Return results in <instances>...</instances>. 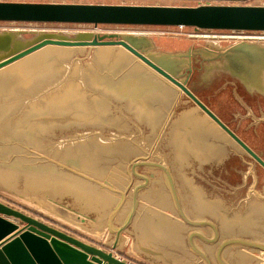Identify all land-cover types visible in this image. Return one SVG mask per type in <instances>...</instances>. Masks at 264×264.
<instances>
[{"label":"rangeland","instance_id":"374dc122","mask_svg":"<svg viewBox=\"0 0 264 264\" xmlns=\"http://www.w3.org/2000/svg\"><path fill=\"white\" fill-rule=\"evenodd\" d=\"M100 1L187 7L204 4L196 0ZM211 4L264 6V0ZM10 30L22 32L16 35L22 45L32 44L41 34L69 40L84 32L144 34L154 52L180 54L210 45L225 47L232 43L230 39L208 37L236 35L185 27L0 22V34ZM37 54L0 72H13L9 85L8 78L0 84V149L6 153L0 157L1 203L70 236L87 240L95 237V232V239L104 242L114 223L113 219L107 221L110 213H119L124 207L118 217L122 225L135 202L133 218L136 226L141 219L137 229L141 243L148 240L156 248L161 245L164 252L151 257L140 254L136 264H203L189 251L185 233L186 228H193L183 224L165 172L151 166L158 164L168 168L179 206L188 219L214 223L219 241L241 233L243 238L264 243V201L258 196L262 195L264 169L184 94L118 46L49 47ZM204 64L195 54L187 87L264 160V111L236 110L233 87L226 85L227 79H215L204 87ZM138 77L144 82L135 80ZM142 90L161 95L139 96ZM162 91L169 97H163ZM145 99L150 108L143 104ZM188 126H200L210 134L206 155L198 156L201 151H192L189 145H182L180 154L173 150V135L184 141L192 134ZM211 146L223 150L224 156L216 159ZM134 161L143 164L133 167ZM140 177L147 179L144 187H139L145 183ZM196 229L207 238L213 235L209 227ZM171 236H177L176 241ZM195 244L216 264L210 252L216 244L203 245L198 240ZM125 249L132 258V246ZM224 254L230 264H264V253L254 249L240 247Z\"/></svg>","mask_w":264,"mask_h":264},{"label":"water","instance_id":"95a60500","mask_svg":"<svg viewBox=\"0 0 264 264\" xmlns=\"http://www.w3.org/2000/svg\"><path fill=\"white\" fill-rule=\"evenodd\" d=\"M204 1L195 7L125 5V4H76L53 2L0 1V22L118 25L140 27H185L195 31H222L231 33H264V6L213 5L211 2H243L246 0H197ZM21 31L10 30L0 34V72L12 65L32 58L45 48L121 47L133 55L161 78L167 80L178 93L184 94L236 147L264 169V160L223 123L187 87V78L182 79L180 66L190 62L191 52L156 53L152 42L144 34L84 32L69 40L53 34H41L30 45L16 40ZM224 56L225 65L216 68L233 75L261 72L264 68L251 67L259 63L264 52L251 49H234ZM233 53V55H231ZM186 59V61L184 60ZM28 60V59H27ZM137 62V61H136ZM242 78V77H241ZM134 161L132 166L141 165ZM151 166L163 170L183 224L193 228L185 235L190 253L199 257L203 264H212L208 252L195 244L212 246L211 255L216 264H230L225 260V251L240 247L264 253V243L240 236L226 237L219 241L218 229L209 220L193 221L182 212L168 168L158 164ZM147 183L145 177H140ZM134 190V193L135 194ZM264 201V185L262 195ZM135 202L122 225L115 229L111 249L119 247L121 233L127 228L135 212ZM117 211V210H116ZM115 211V212H116ZM115 212L113 214H115ZM113 214L109 215L108 221ZM209 227L213 235L207 238L196 228ZM0 264H131L115 257L112 252L90 245L63 231L57 230L31 216L0 202Z\"/></svg>","mask_w":264,"mask_h":264},{"label":"crops","instance_id":"0c3cea01","mask_svg":"<svg viewBox=\"0 0 264 264\" xmlns=\"http://www.w3.org/2000/svg\"><path fill=\"white\" fill-rule=\"evenodd\" d=\"M0 1H9V2H45L44 0H0ZM46 2H53V3H76V4H114L112 2L110 3V2L100 1V0H62V1L57 0V1H46ZM131 75H133V74H131ZM6 79H7V77H5V75L0 76V84H1L2 80L4 81ZM135 80L142 81L140 83H143L144 82V79L143 78H140V77H138ZM127 81H129V80H127ZM130 82H132V81H130ZM126 84H127V86L130 85L128 82ZM122 88L124 89L125 87L122 86ZM142 88L144 89L145 87H142ZM145 91H146V89H145ZM166 93H167V91H162L163 97L168 98L169 97V94H166ZM157 95H161V94H154L153 95L152 93H145L143 90L139 94V96H143V97L147 96V98L148 97H151V96L154 97V96H157ZM143 104H145L147 106L146 108H150L151 107V105L149 104V102L147 100ZM188 129H191V126H188ZM191 130H192L191 131L192 134L190 133L187 136H185V138H184V141L185 142L182 140V137H180V136H178L176 134L173 135V137L171 139V146H172L173 150L176 151L177 154H180L181 153L180 152L181 147L183 148L182 145H187V146L189 145V147H191L190 148L191 150L193 149L195 152L201 151L200 153H197L198 156L200 155V157H201V153H203V152L206 155L207 150L210 151V146H209V142H211L210 139H209L210 138V134L206 130H202L200 126H196L193 129H191ZM187 146H186L185 149H188ZM212 149L215 151V152H212V153H216V155H215L216 156V159H218V158L220 159L222 156H224V151L223 150H218L217 148L211 146V150ZM0 153H2V152H0ZM3 154L5 155L6 153H3ZM123 208L121 209V211L119 213H118V210L116 212L114 211L115 214H113L114 212H111L110 213V215L113 214V216H112L111 219L114 220L113 225L111 223V229H112L111 231L112 232L121 225L120 222L118 221V217H120L123 214V211H124ZM195 209L198 210L197 208H195ZM199 215L201 217L202 213L200 212ZM108 218L109 217H107V221H108ZM136 223H137V221H135V216H134V218L131 219L130 223L128 224L126 230L124 232H122V234L120 235L119 247H117L115 250H112L111 249V245H110L111 242L113 241V238H114V235L110 231V229H108V231H109L108 234L109 235H108V237L106 236V238L104 239V242L100 238L99 239H95V238H97L95 232H93L94 235H95V237L94 236H89V238L87 240L82 239V238H80V240H82V241H84V242H86V243H88L90 245H93L95 247L105 249V251H107V252H112V254L115 257L124 259V260H126L127 262H129L131 264L138 263L137 262L138 261L137 257L140 256V254L143 255V256H148V257L155 256V255L162 256V253H164V252H163V250H161V247H162L161 245H160L159 248H156L148 240H145L144 243H141V239L142 238L140 237V235H139V233L137 231L138 226H140V224H141V219L138 218V226H136ZM154 224H156V223L154 222ZM105 225L107 226V223ZM95 227L98 228L99 226L98 225H95ZM186 229H187V232L186 233H188V231L193 230V229H190V228H186ZM90 233H92L91 230L88 231V234L89 235H91ZM186 233H185V235H186ZM232 233H231V235H232ZM173 234H175V231H173ZM240 234L238 236L241 237ZM104 237H105V233H104ZM173 237L175 238L174 241H176V237L177 236H171L172 239H173ZM139 240H140V242H139ZM149 240H151V239H149ZM126 246H132V248H133V250L131 251V253L134 256L132 258H129L127 256V254L125 252V250H126L125 247ZM238 255L239 254H235V260L236 259L239 260V258H237Z\"/></svg>","mask_w":264,"mask_h":264},{"label":"flooded vegetation","instance_id":"af4514ba","mask_svg":"<svg viewBox=\"0 0 264 264\" xmlns=\"http://www.w3.org/2000/svg\"><path fill=\"white\" fill-rule=\"evenodd\" d=\"M241 34L243 35L245 33H236L235 36H242ZM224 39H230V42L232 43L225 47L210 45V48H203L202 50L196 52L190 51V62L188 64L184 63L178 66L181 69V78H187L188 82L189 76L194 70V55L198 54V57H201V59L205 63V71L202 78V84L204 87L210 86L215 81V79H227L228 81L226 85L233 87L232 97L233 101L236 102V110L264 111V70L261 72H251L248 74H243V76L242 74L240 76L237 74L231 76L229 73L216 70V68H221L225 65L224 56L230 54L229 51L243 48L244 50L251 49L254 51L264 52V41L241 38ZM231 55H233V53ZM184 60L186 61V59ZM258 62L259 63L257 64L251 65V67L264 68V62L262 58Z\"/></svg>","mask_w":264,"mask_h":264},{"label":"bare ground","instance_id":"6f19581e","mask_svg":"<svg viewBox=\"0 0 264 264\" xmlns=\"http://www.w3.org/2000/svg\"><path fill=\"white\" fill-rule=\"evenodd\" d=\"M197 37H204V38H207V36H197ZM208 38H210V39H213V38H219V39H224V38H241V39H249V40H259V39H257V38H255L254 36H249V35H242V36H235V35H230V36H218V37H216V36H212V37H208ZM260 41V40H259ZM39 54H37L36 56H38ZM35 56H33L32 58H34ZM31 59V58H30ZM9 69L7 70V71H3V73H0V76H2V75H5V77H7L8 78V81H7V84L9 85L10 84V81H12L13 80V77H12V75H13V72L12 71H9ZM11 76V77H10ZM3 81V80H2ZM5 81V80H4ZM3 81V82H4ZM6 83V82H5ZM2 150L0 149V152H1ZM2 155H4L3 153H0V157H3Z\"/></svg>","mask_w":264,"mask_h":264},{"label":"built area","instance_id":"2783aa9c","mask_svg":"<svg viewBox=\"0 0 264 264\" xmlns=\"http://www.w3.org/2000/svg\"><path fill=\"white\" fill-rule=\"evenodd\" d=\"M177 28H182V27H177ZM238 36V35H237ZM249 36H254L255 38L259 39L260 41H264V33H257V35H249ZM258 40V41H259Z\"/></svg>","mask_w":264,"mask_h":264}]
</instances>
